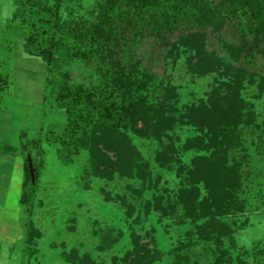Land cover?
<instances>
[{"label": "trees", "instance_id": "obj_1", "mask_svg": "<svg viewBox=\"0 0 264 264\" xmlns=\"http://www.w3.org/2000/svg\"><path fill=\"white\" fill-rule=\"evenodd\" d=\"M91 1L86 18L76 15L67 0H18L11 18V25L21 33L23 52L40 58L46 66L43 103L50 100L66 115L60 131L48 130L32 139L21 133L19 140L24 141L19 146H0V154L22 150L30 155L34 151L30 155L34 184L26 157L20 203L31 210L35 201L44 167L43 143L58 146L57 159L65 166L86 152L87 161L79 175L82 180L120 177L144 186L146 181L157 185L163 176L174 175L179 180L177 190L166 194V205L155 199L154 211L191 225L196 240L213 248L211 264H233L235 260L223 244H235L227 220L236 219L243 210L237 194L238 173L229 164L230 152L241 138L225 121L224 113L240 102L246 79L264 87V0ZM73 4L80 6L81 1ZM208 29L223 32L222 59L205 53ZM12 38L10 32L5 41L9 53ZM145 45H149L153 67L162 68L164 75L168 61L182 55H188L186 66L192 75H216L206 98L177 109L171 103L177 94L170 80L149 71L137 58ZM4 60L0 59V111L12 88L10 75L3 70ZM82 69H86L85 75L76 80ZM147 116H153L149 123ZM166 123L192 127L196 136L178 147L180 138L173 141L161 133ZM135 139L149 141L155 149L145 156ZM190 151L195 155L185 163L182 157ZM135 192L144 194L145 188ZM28 228L26 247L33 237H40L31 222ZM104 241L106 245L107 239ZM131 244L132 250L123 260L150 264L153 256L141 237L133 235ZM64 259L70 264H97L75 250ZM240 259L237 264H249ZM173 264L198 261L182 244L173 252Z\"/></svg>", "mask_w": 264, "mask_h": 264}, {"label": "rangeland", "instance_id": "obj_2", "mask_svg": "<svg viewBox=\"0 0 264 264\" xmlns=\"http://www.w3.org/2000/svg\"><path fill=\"white\" fill-rule=\"evenodd\" d=\"M17 1L0 0V59H5L3 70L12 82L11 93L1 105V147L5 144L19 146L24 141L19 140L21 133L32 139L48 130L60 131L66 123L63 110L50 100L43 103L46 66L40 58L23 52L21 33L10 23L18 8ZM73 1L67 0V4L74 7L76 15L88 18L92 1L80 0V6ZM61 16L66 17L63 8ZM207 31L205 53L222 59L225 52L224 42L220 41L225 38L223 32ZM10 32L13 33L12 53L7 52L5 43ZM148 46L138 51L137 58L149 71L153 69L170 80L177 94L171 103L177 109L206 98L215 85L216 75L201 77L189 73L188 55L176 61L169 60L164 75L162 68L153 67ZM85 73L86 69H82L75 76L76 80ZM243 84L240 102L224 113L225 121L237 129L241 138L240 145L238 143L230 152L229 164L238 173L237 194L243 210L236 219L227 220L234 230L235 244L225 241L223 248L235 260L233 264H237L238 257L249 264H264V87L260 89L258 81L252 84L247 79ZM152 120L153 116L146 117V123ZM160 129L173 141L180 138L178 147L185 139L196 136L189 126L170 127L166 123ZM134 142L145 156L156 146L146 140L135 139ZM42 146L44 167L38 177L31 210L20 203V196L25 178L24 160L27 157L31 163L30 155L33 156L34 151L29 152L30 155L22 150L0 154V264H70L64 255L73 250L79 256H90L97 264H128L123 257L132 250L133 235L141 237L142 245L153 256L150 264H173V252L182 244L198 264L213 263V248L196 240L191 225L178 223L165 212L154 211L155 199L166 205V194L177 190V177L167 174L157 185L146 181L144 186L135 179L120 177L112 181L82 180L79 175L87 161L86 152H81L65 166L57 159V145L43 143ZM194 155L190 151L182 160L188 163ZM143 187L144 194L137 195L136 189ZM160 215L166 218L161 219ZM30 222L40 237H33L31 245L26 247Z\"/></svg>", "mask_w": 264, "mask_h": 264}, {"label": "water", "instance_id": "obj_3", "mask_svg": "<svg viewBox=\"0 0 264 264\" xmlns=\"http://www.w3.org/2000/svg\"><path fill=\"white\" fill-rule=\"evenodd\" d=\"M29 168H30V178H31V182H32V184H34V173H33V169H32L31 163H29Z\"/></svg>", "mask_w": 264, "mask_h": 264}]
</instances>
